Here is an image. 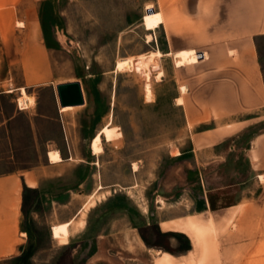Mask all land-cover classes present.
<instances>
[{"label":"crops","instance_id":"0c3cea01","mask_svg":"<svg viewBox=\"0 0 264 264\" xmlns=\"http://www.w3.org/2000/svg\"><path fill=\"white\" fill-rule=\"evenodd\" d=\"M60 2L0 0V14H18L19 7L28 3L42 8L44 15L48 14L46 8L56 9ZM191 9L186 6L181 13L191 15ZM251 10L239 9L240 13L249 14L248 24L235 23L233 32L218 29L217 39L201 48L191 42L188 29L178 30L173 24L168 29L164 27V49L154 53L157 69L160 70L158 58L173 57L177 69L183 72L182 91H186L178 97L182 100L178 105L183 107L187 125L192 128L191 148L187 150L184 174L178 167H171L164 184L156 187L165 192L164 197L154 194L155 199L140 208L130 205L129 186L122 190H117L114 184L103 186L102 174L97 173L96 160L105 153L103 133L112 125L108 114L113 110L114 92L108 99L107 93L100 90L105 99L98 107L97 97L84 88L78 75L65 73L67 64L64 43L59 37L63 30L60 24L46 18L41 23L26 24V32L35 31V34L21 41L20 51L11 49L7 64L0 59V97L9 95L15 101L13 114L0 120V132L8 133L12 142L14 121L19 115H25L30 140L48 145L44 163L0 174V263L21 257L29 245L32 232L26 223L29 196L33 193L52 243L59 242L53 238L52 228L70 224L69 243L65 246L91 248L84 264H113L104 256L114 251L116 255L129 256L130 249L138 257L144 251L161 256L155 247H146L141 237L151 226H157L163 234H186L197 251L201 231L188 230L191 224L202 226L195 218L225 219L234 211L240 222L256 221L251 216L258 208H264V129L251 136L247 134L264 124V74L255 42L258 36L264 35V25L251 22L256 20V13L253 12L252 18ZM212 13L220 12L217 9ZM157 19L159 28L166 23L161 12H157ZM148 37L153 39L151 35ZM189 66L193 67V75L186 73ZM75 82L81 84L84 104L62 108L57 87ZM41 89L51 91L49 112L38 101L37 91ZM22 90L34 102L26 108L19 105ZM145 97L152 101L153 91L147 94L145 89ZM38 122L41 127L56 126L58 135L44 138ZM100 134L103 152L95 154L92 145ZM76 143L86 144V148L80 151L72 148ZM51 152H58L62 161L51 162ZM79 159L93 161L77 162ZM179 187H182L180 193L173 194ZM104 190L105 196L96 200L90 212L95 218H89L79 233H73L86 207ZM29 215L33 221L40 218L34 211ZM185 218L184 226L175 228ZM119 243L127 250L122 247L114 250ZM164 256L169 257L164 264L175 260L163 253L156 264Z\"/></svg>","mask_w":264,"mask_h":264},{"label":"rangeland","instance_id":"374dc122","mask_svg":"<svg viewBox=\"0 0 264 264\" xmlns=\"http://www.w3.org/2000/svg\"><path fill=\"white\" fill-rule=\"evenodd\" d=\"M186 6L192 8L191 15L181 13ZM217 9L220 13H212ZM239 9L248 12L252 9L256 15L251 16L254 18L255 15L256 20L251 22L264 25V0H159V4L157 0H61L59 7L46 8L48 14L44 15L42 8L24 3L18 14H0V59L7 64L11 49L20 51L23 48L21 41L35 34V31L26 32L27 23H41L46 18L60 24L63 30L59 37L64 43L67 64L65 73L78 75L84 88L97 97L98 107L105 99L101 91L107 93L108 99L114 92L113 110L108 114L112 125L103 133L105 153L96 160L97 173L102 174L103 186L114 184L117 190L129 186L130 205L140 208L155 199L154 194L164 197L165 192L156 187L159 183L164 184L171 167H178L184 174L192 128L187 125L183 107L177 104L178 97L185 93L182 91L185 84L183 72L177 69L173 57L158 58L160 70L152 69V72L140 63L139 57L164 49V27L168 29L171 24L178 30L188 29L191 42L201 48L217 39L218 29L233 32L235 23L250 22L249 14L240 13ZM157 12L163 14L166 22L160 28ZM150 35L153 41L146 44ZM255 42L264 74V35L258 36ZM192 68L186 69L187 75L194 74ZM145 89L147 94L153 91L152 101L146 100ZM37 96L43 110L49 112L51 91L38 90ZM14 102L9 95L0 97V120L13 114ZM19 105L21 108L28 106L23 98L19 99ZM28 126L27 117L19 115L14 121L12 142L8 133L0 132V174L14 169H31L44 163L48 144L32 142ZM261 129L264 124L247 135ZM38 130L40 135L43 132L44 138L56 137L59 131L52 124L41 127L40 122ZM101 135L93 141L95 154L103 152ZM71 146L78 151L86 148V144L81 143ZM87 161L93 160H77ZM134 165L137 168L133 170ZM181 188L173 194H179ZM105 192L102 191L86 207L73 227V233H79L84 222L95 218L96 215L90 212ZM29 198L26 227L32 233L25 251L29 256L0 264H84L91 248L65 246L69 243L70 224L52 228L53 238L59 241L52 243L36 194ZM31 211L40 214L37 221L30 217ZM251 218L256 221L240 222L234 211L225 219L218 216L204 220L195 218L202 224L197 251L186 234L166 235L157 226H151L141 237L146 247H155L161 251V256L144 251V255L138 257L130 249L129 256L116 255L114 251L104 257L113 264H156L163 253H168L175 258L172 264H264V208H258ZM186 222L187 218L182 219L175 228H182ZM123 246L119 243L114 250ZM123 249L127 250L126 247Z\"/></svg>","mask_w":264,"mask_h":264},{"label":"bare ground","instance_id":"6f19581e","mask_svg":"<svg viewBox=\"0 0 264 264\" xmlns=\"http://www.w3.org/2000/svg\"><path fill=\"white\" fill-rule=\"evenodd\" d=\"M152 37H148L147 42L150 44L152 43ZM140 63L144 65L145 68H147L150 72H152V69L154 70H158L157 69V56L154 53H149V54H145L139 57ZM148 60V61H147ZM192 65V64H191ZM183 91L185 92L186 89H183ZM23 96L21 98H23L26 101V104L29 106L30 104L34 103L33 99L30 96H27L25 91L22 90ZM177 104H181L182 100H178ZM34 105V104H33ZM32 105V106H33ZM50 160L51 162H60L62 161V158L60 157V154L58 152H51L49 154ZM136 168V166H134ZM202 226L198 225V224H191L188 228L189 231H196V233H199L201 231ZM65 241V240H62ZM168 256H164L163 261L158 262V264H164L165 262L168 261Z\"/></svg>","mask_w":264,"mask_h":264},{"label":"water","instance_id":"95a60500","mask_svg":"<svg viewBox=\"0 0 264 264\" xmlns=\"http://www.w3.org/2000/svg\"><path fill=\"white\" fill-rule=\"evenodd\" d=\"M57 93L62 108L77 107L84 104L82 87L78 82L59 85Z\"/></svg>","mask_w":264,"mask_h":264},{"label":"trees","instance_id":"16d2710c","mask_svg":"<svg viewBox=\"0 0 264 264\" xmlns=\"http://www.w3.org/2000/svg\"><path fill=\"white\" fill-rule=\"evenodd\" d=\"M166 235H168V234H166ZM23 255H25V258H27V257L29 256V254H27L26 252H24ZM23 255H22V256H23ZM22 256H21V257H22ZM19 258H20V257H19Z\"/></svg>","mask_w":264,"mask_h":264}]
</instances>
